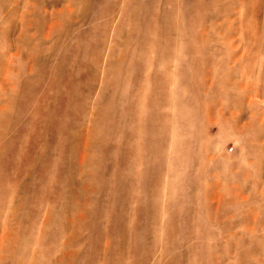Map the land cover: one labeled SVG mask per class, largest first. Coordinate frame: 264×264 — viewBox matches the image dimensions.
Masks as SVG:
<instances>
[{
  "label": "rangeland",
  "instance_id": "374dc122",
  "mask_svg": "<svg viewBox=\"0 0 264 264\" xmlns=\"http://www.w3.org/2000/svg\"><path fill=\"white\" fill-rule=\"evenodd\" d=\"M0 264H264V0H0Z\"/></svg>",
  "mask_w": 264,
  "mask_h": 264
}]
</instances>
